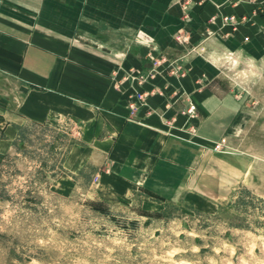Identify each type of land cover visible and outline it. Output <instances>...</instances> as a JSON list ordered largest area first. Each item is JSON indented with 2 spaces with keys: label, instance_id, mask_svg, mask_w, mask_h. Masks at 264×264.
Wrapping results in <instances>:
<instances>
[{
  "label": "crops",
  "instance_id": "crops-1",
  "mask_svg": "<svg viewBox=\"0 0 264 264\" xmlns=\"http://www.w3.org/2000/svg\"><path fill=\"white\" fill-rule=\"evenodd\" d=\"M230 15L234 31L221 22ZM183 32L190 42L175 39ZM224 52L264 85V0H0V155L25 126L73 121L79 137L54 192L71 191L80 176L100 200L150 204V193L213 212V194L229 192L247 160L239 146L247 105L241 82L231 87L219 68ZM171 63L179 74L167 71ZM136 92L145 101L130 119ZM220 141L225 153L216 154Z\"/></svg>",
  "mask_w": 264,
  "mask_h": 264
},
{
  "label": "rangeland",
  "instance_id": "rangeland-1",
  "mask_svg": "<svg viewBox=\"0 0 264 264\" xmlns=\"http://www.w3.org/2000/svg\"><path fill=\"white\" fill-rule=\"evenodd\" d=\"M190 50L204 56L207 49ZM219 68L231 87L241 82L249 122L239 145L247 154L245 175L232 173L230 191L213 194V212L163 204L150 193V204L100 200L80 176L58 194L53 186L65 176L61 163L78 127L25 126L13 151L0 155V264H264V85L252 84L255 70L232 52L220 56ZM223 146L212 150L225 153Z\"/></svg>",
  "mask_w": 264,
  "mask_h": 264
},
{
  "label": "built area",
  "instance_id": "built-area-1",
  "mask_svg": "<svg viewBox=\"0 0 264 264\" xmlns=\"http://www.w3.org/2000/svg\"><path fill=\"white\" fill-rule=\"evenodd\" d=\"M187 2L186 5L184 4V10L185 12H187ZM187 13L185 15V19L187 18ZM214 20V18L212 19V21ZM221 22L223 25H227L230 26L231 29L234 31L236 26L238 25L239 20L234 16V15H230V16H223L221 17ZM175 39L177 41H181V42H187V40H189V36L188 34L185 32H183V34H178L175 36ZM203 48V47H202ZM150 61L152 62L153 66L159 65L161 61H165L163 58L155 59V58H150ZM179 70L180 68L177 67L175 69V71H171L170 73L173 74H179ZM146 77V75L144 74H140L138 75L137 79L142 82L144 80V78ZM144 101H145V93L143 92H136L134 95H132L131 97H129V101L127 103V108L129 110V118L133 119L135 117V114L137 113V111L139 110L140 107H142L144 105ZM195 111V107L192 104H189L188 109H187V114L191 115L193 114Z\"/></svg>",
  "mask_w": 264,
  "mask_h": 264
}]
</instances>
